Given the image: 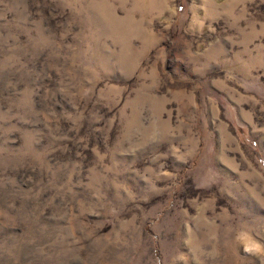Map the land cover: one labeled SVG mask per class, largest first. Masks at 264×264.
Wrapping results in <instances>:
<instances>
[{
  "label": "rangeland",
  "instance_id": "374dc122",
  "mask_svg": "<svg viewBox=\"0 0 264 264\" xmlns=\"http://www.w3.org/2000/svg\"><path fill=\"white\" fill-rule=\"evenodd\" d=\"M0 264H264V0H0Z\"/></svg>",
  "mask_w": 264,
  "mask_h": 264
}]
</instances>
